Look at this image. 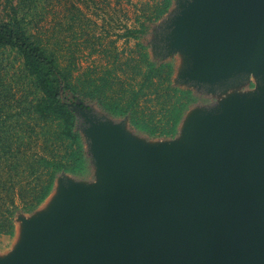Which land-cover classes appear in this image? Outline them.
<instances>
[{"label": "water", "instance_id": "95a60500", "mask_svg": "<svg viewBox=\"0 0 264 264\" xmlns=\"http://www.w3.org/2000/svg\"><path fill=\"white\" fill-rule=\"evenodd\" d=\"M166 15L150 53L182 54L176 85L255 87L192 106L169 138L78 98L93 174H60L44 208L18 213L0 264H264V0H173Z\"/></svg>", "mask_w": 264, "mask_h": 264}, {"label": "trees", "instance_id": "16d2710c", "mask_svg": "<svg viewBox=\"0 0 264 264\" xmlns=\"http://www.w3.org/2000/svg\"><path fill=\"white\" fill-rule=\"evenodd\" d=\"M37 2L2 0L0 10V49L16 51L20 60L16 103L7 97L0 105V234L13 235L17 214L38 208L60 174L92 176L79 120L70 105L78 98L114 119L127 118L134 132L150 138L175 137L192 106L212 102L176 85L174 59L152 58L145 42L173 0L146 1L135 25L118 35L136 40V55L124 63L133 74L125 80L117 73L123 66H93L76 74L75 59L65 65L40 25L45 12Z\"/></svg>", "mask_w": 264, "mask_h": 264}, {"label": "rangeland", "instance_id": "374dc122", "mask_svg": "<svg viewBox=\"0 0 264 264\" xmlns=\"http://www.w3.org/2000/svg\"><path fill=\"white\" fill-rule=\"evenodd\" d=\"M146 1L148 0H38L40 8H44L45 20L39 16L37 19L43 20L40 25L47 32L50 46L57 55L62 56L65 65H71V61L75 59L79 66L76 74H81L88 67L93 66H97L98 70L104 66L115 70L123 66L124 71L118 70L117 73L122 80H125L130 73L133 74L124 63L132 54L136 55V40H126L118 35L124 32L126 26L135 25L136 15L145 9ZM152 2L153 0H150L151 4ZM1 4L2 0H0V10ZM166 18L167 15L155 22L152 29L162 28ZM145 38V42L150 44V36L147 35ZM169 58L174 59V79L184 86L187 85L179 78L184 66L182 54L177 51ZM19 66L20 60L16 56V51L0 49V105L7 97L10 98L9 101L16 103V79L18 78L16 73ZM138 77L140 78L139 75ZM254 87L255 83L251 80L249 85L233 86L224 91L208 94L213 97L212 102L216 104L232 95L246 93ZM200 91L207 93L203 89ZM93 111L100 115L96 108ZM157 142L152 141V143ZM84 184H97V179L95 177L93 181ZM56 195L57 191L41 207L44 208ZM16 239V224L13 235L0 234V256L6 255L13 248Z\"/></svg>", "mask_w": 264, "mask_h": 264}]
</instances>
